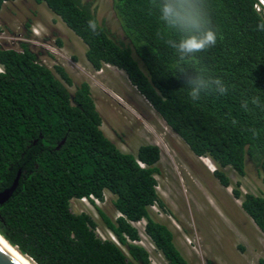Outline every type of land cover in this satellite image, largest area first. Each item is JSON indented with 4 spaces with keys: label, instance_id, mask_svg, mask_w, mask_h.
<instances>
[{
    "label": "trees",
    "instance_id": "16d2710c",
    "mask_svg": "<svg viewBox=\"0 0 264 264\" xmlns=\"http://www.w3.org/2000/svg\"><path fill=\"white\" fill-rule=\"evenodd\" d=\"M0 0V11L5 3ZM45 6L85 45L94 71L122 70L131 86L196 157L210 158L221 186L231 183L225 169L245 175L247 158L262 176L260 194L233 193L264 235V10L257 0H206L217 44L183 62L205 69L228 88L224 95L192 101L178 73V57L150 0H112L123 38L96 18L82 0H33ZM97 24L98 34L89 29ZM26 43L20 51L0 48V192L19 174L12 196L0 205V235L35 264H150L135 244L131 223L145 220L165 264H189L168 226L150 208L166 211L157 192L160 149L141 145L124 153L101 130V116L87 82L69 87L64 68L49 69ZM191 73L193 70L188 69ZM245 103L247 107H245ZM238 186V185H236ZM110 194L117 218L95 208L98 220L77 212L72 202ZM109 231L117 243L96 230ZM123 248L126 250L124 251ZM260 264H264L261 261Z\"/></svg>",
    "mask_w": 264,
    "mask_h": 264
},
{
    "label": "rangeland",
    "instance_id": "374dc122",
    "mask_svg": "<svg viewBox=\"0 0 264 264\" xmlns=\"http://www.w3.org/2000/svg\"><path fill=\"white\" fill-rule=\"evenodd\" d=\"M82 1L91 3L98 21L123 38L112 0ZM21 43L29 45L42 65L51 70L54 66L64 68L73 82L70 92L81 82L89 84L101 116V130L122 152L136 154L145 144L159 147L157 192L166 211L154 206L150 212L155 221L166 224L172 231L177 249L189 264H260L264 261V235L242 210L241 198L233 193L235 187L242 195H258L263 190L262 176L248 158L245 175L241 177L230 168L225 169L231 184L221 186L214 176L217 169L214 162L191 154L131 86L122 70L108 65L100 71L90 68L85 59V45L45 4L14 0L2 7L0 48L20 51ZM110 197L106 192L100 204L75 201L71 206L95 220H98L96 207L115 219L120 215L114 212ZM242 221L247 225L243 227ZM96 233L102 239L117 243L109 231L98 227ZM139 239L147 249L150 264H165L162 255L151 247L150 239L145 236Z\"/></svg>",
    "mask_w": 264,
    "mask_h": 264
},
{
    "label": "clouds",
    "instance_id": "9594fccd",
    "mask_svg": "<svg viewBox=\"0 0 264 264\" xmlns=\"http://www.w3.org/2000/svg\"><path fill=\"white\" fill-rule=\"evenodd\" d=\"M257 1L255 8L257 5L260 7L257 11L264 10V0ZM150 8L158 14L166 29L177 34V38L169 40L168 45L178 57V73L184 78L189 98L198 101L202 95L226 94L228 88L220 78L203 68L182 66L183 62L217 44L218 34L212 27L206 0H150ZM88 26L93 34H98L94 20H89ZM259 28L264 30V23ZM188 69L193 71L190 73Z\"/></svg>",
    "mask_w": 264,
    "mask_h": 264
},
{
    "label": "water",
    "instance_id": "95a60500",
    "mask_svg": "<svg viewBox=\"0 0 264 264\" xmlns=\"http://www.w3.org/2000/svg\"><path fill=\"white\" fill-rule=\"evenodd\" d=\"M18 179H19V174H17V177L15 178L11 187L0 192V205L4 204L12 196L14 190L17 187ZM0 264H21V263L0 245Z\"/></svg>",
    "mask_w": 264,
    "mask_h": 264
},
{
    "label": "built area",
    "instance_id": "2783aa9c",
    "mask_svg": "<svg viewBox=\"0 0 264 264\" xmlns=\"http://www.w3.org/2000/svg\"><path fill=\"white\" fill-rule=\"evenodd\" d=\"M260 9V7L257 5L256 6V10H259ZM80 203L82 202V203H87V202H90V203H95V204H100V200H98L97 198H95V197H93V196H90L89 198H86V197H84V198H81L80 200ZM133 226H134V228H136L137 230H138V233H139V236L141 237V236H145V237H147L148 239H150L146 234H145V222L143 221V220H141V221H138V222H134V223H131ZM151 241V240H150ZM133 244H135V245H137V246H140V247H142V248H144L145 250H147L146 248H145V246L143 245V243H142V241L139 239L138 241H134L133 242ZM153 244V243H152ZM151 244V247L152 248H154L155 246H154V244L152 245Z\"/></svg>",
    "mask_w": 264,
    "mask_h": 264
},
{
    "label": "bare ground",
    "instance_id": "6f19581e",
    "mask_svg": "<svg viewBox=\"0 0 264 264\" xmlns=\"http://www.w3.org/2000/svg\"><path fill=\"white\" fill-rule=\"evenodd\" d=\"M0 245L9 252L15 259H17L21 264H35L32 260L20 254L17 249L11 246L2 236L0 235Z\"/></svg>",
    "mask_w": 264,
    "mask_h": 264
},
{
    "label": "flooded vegetation",
    "instance_id": "af4514ba",
    "mask_svg": "<svg viewBox=\"0 0 264 264\" xmlns=\"http://www.w3.org/2000/svg\"><path fill=\"white\" fill-rule=\"evenodd\" d=\"M138 105V104H137ZM139 106V105H138ZM193 159H191V161H192ZM193 162V161H192ZM156 206V205H155ZM154 207V206H153ZM226 224V223H225ZM243 227H244V225H247L246 224V222H244V221H242V224H241ZM224 227V226H223Z\"/></svg>",
    "mask_w": 264,
    "mask_h": 264
}]
</instances>
